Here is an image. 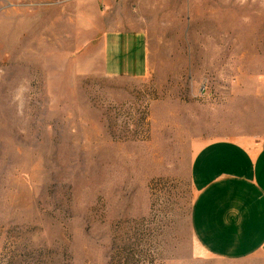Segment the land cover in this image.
<instances>
[{
	"label": "rangeland",
	"instance_id": "obj_1",
	"mask_svg": "<svg viewBox=\"0 0 264 264\" xmlns=\"http://www.w3.org/2000/svg\"><path fill=\"white\" fill-rule=\"evenodd\" d=\"M83 2L0 0V264H264L205 256L190 215L194 154L263 139L264 0ZM108 29L146 76L103 74Z\"/></svg>",
	"mask_w": 264,
	"mask_h": 264
},
{
	"label": "crops",
	"instance_id": "obj_2",
	"mask_svg": "<svg viewBox=\"0 0 264 264\" xmlns=\"http://www.w3.org/2000/svg\"><path fill=\"white\" fill-rule=\"evenodd\" d=\"M109 1L88 0L98 16L99 3ZM83 5V0H15L16 10L34 15L53 11L66 17L75 7V16L81 19ZM146 50L138 31L108 29L98 37L101 70L107 77L146 76ZM257 145L247 149L238 142L219 140L205 144L193 156L191 230L207 257L221 261L264 257V135Z\"/></svg>",
	"mask_w": 264,
	"mask_h": 264
}]
</instances>
